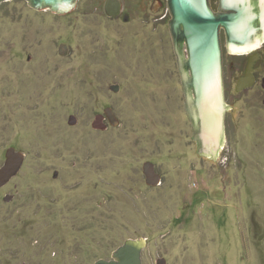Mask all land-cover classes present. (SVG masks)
Returning <instances> with one entry per match:
<instances>
[{
	"label": "rangeland",
	"instance_id": "1",
	"mask_svg": "<svg viewBox=\"0 0 264 264\" xmlns=\"http://www.w3.org/2000/svg\"><path fill=\"white\" fill-rule=\"evenodd\" d=\"M169 18L167 0H0V166L24 153L0 187V264H92L138 237L142 264H261L264 121L234 95V124L259 130L196 152Z\"/></svg>",
	"mask_w": 264,
	"mask_h": 264
},
{
	"label": "water",
	"instance_id": "2",
	"mask_svg": "<svg viewBox=\"0 0 264 264\" xmlns=\"http://www.w3.org/2000/svg\"><path fill=\"white\" fill-rule=\"evenodd\" d=\"M28 2L36 8L47 7L62 12L71 8L74 0ZM167 4L184 109L195 132L194 137L199 138L196 152L215 157L221 146L227 108L222 89L219 29H224L230 51L239 52L255 47L259 38L264 37V0H219L216 12L208 0H167ZM182 43L187 51L186 58ZM105 115L114 123L110 109H105ZM100 120L101 116L98 115L95 127L103 128ZM69 123H76L73 114ZM4 155L0 166V187L18 173L24 161V153L13 146L7 147ZM143 172L147 184L159 183V175L153 171L152 162L143 163ZM4 199L8 200L9 196ZM146 243L144 237L126 238L112 251L110 258L101 257L92 264H142L141 255ZM164 263L162 261L161 264Z\"/></svg>",
	"mask_w": 264,
	"mask_h": 264
},
{
	"label": "flooded vegetation",
	"instance_id": "3",
	"mask_svg": "<svg viewBox=\"0 0 264 264\" xmlns=\"http://www.w3.org/2000/svg\"><path fill=\"white\" fill-rule=\"evenodd\" d=\"M208 1L210 7L215 12L218 11V7H216V9L213 8L211 3L212 0ZM106 7L109 8L108 3L106 4ZM219 40L221 48L223 98L227 108L224 112L221 146L215 157H206L212 162H215L217 157L220 158L221 154L223 152L225 153V149L234 146L238 140L242 143V138L249 136L251 132H256L260 128L259 124H257L259 126L256 130L252 127L249 128V125L243 128L239 124L236 125L239 116L242 115V102L240 103L239 110L235 111L236 105L235 100L233 99L234 95L239 94L242 95V97L244 96L249 107L251 109H256L257 113L254 115L261 116V119H259L260 122L264 121L262 117L264 116V37L261 36L259 38V42L255 47L239 52L230 51L227 45V36L223 28L219 29ZM232 92L233 94H231ZM235 116L236 124H234ZM194 134L195 132L192 130V140L194 141L197 150V148H199V138L198 136L195 138ZM259 135L260 133L257 134V136ZM225 158L226 160H229L227 156ZM239 159L242 167V146ZM261 264H264L263 255H261Z\"/></svg>",
	"mask_w": 264,
	"mask_h": 264
}]
</instances>
